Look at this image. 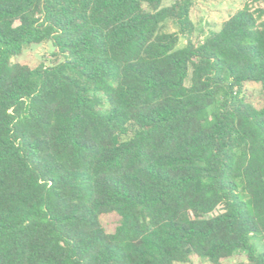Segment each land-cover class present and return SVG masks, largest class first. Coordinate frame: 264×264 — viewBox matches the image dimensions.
<instances>
[{
    "label": "trees",
    "instance_id": "obj_1",
    "mask_svg": "<svg viewBox=\"0 0 264 264\" xmlns=\"http://www.w3.org/2000/svg\"><path fill=\"white\" fill-rule=\"evenodd\" d=\"M191 5L0 0V264H264V6Z\"/></svg>",
    "mask_w": 264,
    "mask_h": 264
},
{
    "label": "rangeland",
    "instance_id": "obj_2",
    "mask_svg": "<svg viewBox=\"0 0 264 264\" xmlns=\"http://www.w3.org/2000/svg\"><path fill=\"white\" fill-rule=\"evenodd\" d=\"M164 1L168 3L172 0ZM244 3L250 4L252 8L264 6V0H192L189 16L195 26L193 37L200 39L209 30L218 29L220 23ZM167 29L173 30L174 27L169 23ZM184 42L185 39L181 36L179 44H184ZM51 49L52 45L49 40L31 43L24 46L21 52L14 55L11 60L25 63L30 67L36 66L39 62L48 63ZM245 88L246 98L254 104H259L261 101L259 85L255 82H247ZM220 209L221 207L218 206L210 215L218 212ZM117 218L118 216L114 212L102 213L99 216V220L106 231L114 229ZM252 242L257 251H264V240L254 239ZM244 259V252H234L231 256L222 258L219 264H237ZM176 264L211 263L203 256L191 254L187 262H176Z\"/></svg>",
    "mask_w": 264,
    "mask_h": 264
}]
</instances>
